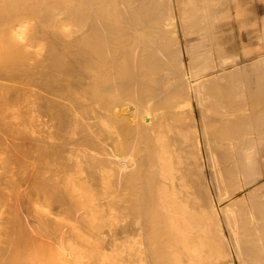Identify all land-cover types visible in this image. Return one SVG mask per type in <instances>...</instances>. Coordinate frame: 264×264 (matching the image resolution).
Wrapping results in <instances>:
<instances>
[{"label":"bare ground","instance_id":"1","mask_svg":"<svg viewBox=\"0 0 264 264\" xmlns=\"http://www.w3.org/2000/svg\"><path fill=\"white\" fill-rule=\"evenodd\" d=\"M36 100L58 142L33 147L72 184L99 185L74 191L108 205L87 225L100 239L118 224L109 252L58 244L41 197L86 215L64 186L34 182L17 206L5 109ZM262 108L264 0H0V264H264Z\"/></svg>","mask_w":264,"mask_h":264},{"label":"rangeland","instance_id":"2","mask_svg":"<svg viewBox=\"0 0 264 264\" xmlns=\"http://www.w3.org/2000/svg\"><path fill=\"white\" fill-rule=\"evenodd\" d=\"M38 101L40 102V100H36L35 102H36V104H34V106H32V107H34V108H32L33 110H27V109H25V108H23V106H24V103H21V104H19V105H10V106H7L6 107V109H5V113H10L9 115H8V117L10 118V120H13V121H11L12 123H14V125H10L9 127L7 126V128H6V131L9 129H11L9 132H6L5 131V134L4 135H2V136H4L5 137V140L7 141L6 143H5V145L7 144V146H8V144H9V142H10V144H11V148H9L10 147V144H9V146L8 147H5V148H7V151L3 154V156H6L7 157V159H9V158H11V160L9 159V161H8V163L9 164H12L13 165V167H12V165H9V166H11V171H10V176H14V174H15V176L12 178L13 180H14V185H16V187L15 188H17L18 187V189H16V193H17V196H19V197H21V198H19L18 197V199H16L18 202H17V206H21L22 207V210H24L23 208H24V205L28 202V200L31 198V197H33V195L31 194V192H32V188H29L30 190H26V189H28V187H32V184L34 185V182H37V181H39V180H44V181H46V182H49V184H48V186L50 185V186H55V187H57V188H59V187H63V188H65L66 189V192H68V193H66V195H67V198H68V200H69V202L71 201V202H74V203H76V204H78L77 206L78 207H80V209H81V211L80 212H82V214L81 215H85V217L84 218H82V217H80L81 218V220L79 219V220H77V221H73L74 219L72 218V217H70L69 215H65V214H63V210H62V208L59 206V203L58 202H52V201H50V203H49V201H47L46 199H45V197L43 196V197H41V199L39 200V203H38V206H39V208L42 210L43 208H45V209H43L42 211H49V215L48 216H44L43 215V217H42V219H44L45 221H47L48 219H50V218H52L51 216H52V212H55V214H58V215H55V218H56V221H57V224H58V226H59V228H61L60 230H65V232L63 233L62 231H60L59 232V234H58V236H57V238H58V244L59 243H67V244H70L71 246H73V247H75L76 246V248H78V249H83V247H79L78 245H80L79 243H81L82 245L83 244H86V243H88V242H93L92 240L93 239H95L94 240V242H96V240H99L98 242H99V244H100V247H99V249H101L102 248V246H104V247H106L105 249H106V251L107 252H109L108 251V246H110V245H108L109 243H111L112 241L113 242H115L114 244H116L117 242H118V240H117V237L116 236H118V235H115L116 233V229H117V227H118V224H117V226H116V224H115V226H113V229L114 230H112V231H110L109 232V234H106V236H105V232L103 233L104 234V236H102L103 234H101V236H100V239H97V237H99L98 235H97V231L96 230H91L90 229V226L88 227V225H87V223H89V222H87L88 220H90V218H91V210L90 209H94V207L96 206V208H98V209H102V210H100V212H103L104 210H105V213H107L106 214V216L108 215V212H109V210L107 211V209H108V205L107 206H104V204H100V205H96L95 203H93L94 201H93V199H91V200H89V199H87V198H85V196H83L84 194H85V192H87L86 190L88 189V190H90L91 192L92 191H94V190H96V189H99V188H97V187H99V185H97V187L95 186L96 184H92V187L94 188H92L91 186H90V182H92V181H88L87 183H85L84 185H82V186H84V187H81L80 188V186L78 185V184H76L75 185V183L74 184H72L71 183V181H69V179L71 178V177H69V176H71V175H66L67 173L66 172H70V174H72V172H73V175H74V171H71V170H64V171H66L65 173L64 172H59V169L57 168L58 167V165L56 164V161H54L55 159L54 158H49V159H52L51 160V162H47V161H50L48 158H46V157H44V156H41V157H39L38 155H37V153H36V151H35V149H34V145H36V143L39 141V139H44L45 141H47V142H58V139H56L54 136V130H53V128H55V125H53V123L54 122H52V121H54V120H52V121H50V114H47V112L49 113V111L47 110V109H44V108H42L41 106H40V104H38ZM9 104V103H8ZM8 104H1V105H8ZM39 105V106H38ZM36 108V109H35ZM10 109V110H9ZM38 109V110H37ZM43 109V110H42ZM38 111L37 113H36V111ZM39 110H41V112L39 111ZM12 111H15V112H12ZM32 111H34V112H32ZM42 111H45L44 113L42 112ZM27 112V113H26ZM14 115H13V114ZM33 113V115H31ZM15 114H17V115H19L20 117H22V115H25V117H22V118H24L23 120H24V123H26V124H28V126H32L31 128H34V129H32L33 130V132L31 131V133L32 134H30V132L28 131V130H26V127L24 128V126H22L23 124H22V120L20 119V120H18L19 121V125H17V124H15L17 121H16V119L14 120V119H12V118H14L13 116H17V115H15ZM35 115L36 116H38V115H41L42 116V118H40L41 116H38V118H39V120H38V118L37 117H35ZM46 116V117H45ZM50 118H49V117ZM129 115H127L126 117V121L125 122H128L129 123V121L131 120V118L132 117H128ZM5 117H6V119H5ZM5 117H3V118H1V120H0V123H4V121H5V123H9L10 121H9V119H7V116L5 115ZM29 117V118H28ZM37 118V119H36ZM45 118H46V120L47 121H49V123H46L47 121L45 120ZM2 119H4V121L2 120ZM27 119H28V122H27ZM33 119V120H32ZM36 121H35V120ZM41 119V120H40ZM26 121V122H25ZM38 121H41V122H39V123H41L40 125H39V123H38ZM46 121V122H45ZM30 122V123H29ZM36 122V123H35ZM52 122V123H51ZM46 124V127H43L45 124ZM38 124V125H37ZM47 124H48V126H47ZM55 124V123H54ZM36 125H37V129L39 130L40 128V130L41 131H43V129H45L44 130V132H46L47 134H45V133H42L41 131H38L37 129H36ZM53 125V126H52ZM17 126V127H16ZM21 128V130H20V132H17V131H15V130H17L18 128ZM40 127V128H39ZM51 127V128H50ZM13 128H15V129H13ZM48 128H50L51 130V132L49 131V129ZM18 130V131H19ZM22 130H24V131H22ZM26 131V132H25ZM37 131V132H36ZM22 132V133H21ZM23 132H25V133H23ZM53 132V136L51 135V136H49L50 135V133H52ZM7 133H11L12 134V136L10 135V134H7ZM41 134V135H39V134ZM25 134V135H24ZM37 134V135H36ZM42 134H45V135H47V136H43ZM36 136V137H35ZM78 135H74V138H76ZM20 137H23V139H21ZM29 137V138H28ZM49 137H51V138H49ZM11 138V139H10ZM19 138H20V140H19ZM27 139V140H25V139ZM33 138V139H32ZM2 139H4L3 137H2ZM15 139V140H14ZM32 141H31V140ZM4 140V141H5ZM9 140H11V141H9ZM3 141V140H2ZM17 142V144H16V142ZM31 141V142H30ZM14 143H15V145H14ZM24 143V144H23ZM29 143H30V145H29ZM27 144H28V146H27ZM4 145V144H3ZM4 145V146H5ZM14 145V146H13ZM32 145V146H31ZM17 146H18V149H17ZM34 146V147H33ZM15 147V149H13ZM21 147H24V149L23 148H21ZM26 147V148H25ZM31 147V148H30ZM8 148H9V150H8ZM19 148H20V151H19ZM29 148V149H28ZM33 148V149H32ZM27 149V150H26ZM10 150H15L14 151V153H13V151H11L10 152ZM23 150H25L26 151V153L24 152H21V151H23ZM30 150H31V152H30ZM34 150V151H33ZM28 152V153H27ZM33 152H35V153H33ZM18 153V154H17ZM22 153V154H21ZM12 154H14V155H12ZM19 154L21 155V157L19 156ZM27 156H26V155ZM31 154V155H30ZM36 154V155H35ZM8 155V156H7ZM19 156L20 158H22L23 157V159H25V161H23V159H21V160H19L18 158V161H21L22 163H20V162H18V161H15L16 159L14 158V157H16V156ZM11 156V157H10ZM17 156V157H18ZM38 156V157H37ZM28 157V158H27ZM34 159H33V158ZM41 158V159H40ZM14 159V160H13ZM27 159V160H26ZM37 159V160H36ZM43 159H45V160H43ZM14 161H15V163H14ZM11 162H13V163H11ZM24 162V163H23ZM35 162V163H34ZM37 162L39 163V164H37ZM51 163V164H46V163ZM29 163V164H28ZM56 165H55V164ZM18 164V165H17ZM21 164V167L19 166ZM33 164V165H32ZM39 166H37V165ZM49 166V167H47V166ZM51 165H53V167H55V168H53ZM16 166V167H15ZM25 166V167H24ZM24 167V168H23ZM14 168V169H13ZM16 168V169H15ZM30 168H31V170H30ZM46 168H48V169H46ZM50 168V169H49ZM26 169V170H25ZM38 169V170H37ZM43 169H45V170H43ZM13 170V171H12ZM18 170V171H17ZM51 170V171H50ZM24 171V172H23ZM29 171V172H28ZM34 171V172H33ZM45 171V172H44ZM47 171V172H46ZM12 172V173H11ZM53 172H55V173H53ZM59 172V173H58ZM14 173V174H13ZM23 173V174H22ZM36 173V174H35ZM38 173V174H37ZM43 173V174H42ZM47 173V174H46ZM52 174V175H49L48 176V174ZM57 173V174H56ZM26 174V175H25ZM32 174V175H31ZM42 174V175H41ZM59 174V175H58ZM75 174H76V172H75ZM16 175H18V176H16ZM31 175V176H30ZM44 175H46V176H44ZM54 175V176H53ZM62 175V176H61ZM63 175H66V176H63ZM72 175V176H73ZM26 176H28V178L26 177ZM43 176V177H42ZM31 177V178H30ZM36 177H38V178H36ZM48 177V178H47ZM55 177V178H54ZM66 178V179H63V178ZM69 177V178H68ZM27 178V179H26ZM34 178V179H33ZM42 178H44V179H42ZM48 180H47V179ZM57 178H60V179H58V181L56 182V179ZM18 179V180H17ZM24 179V180H23ZM63 179V180H62ZM20 180V181H19ZM25 180H28V181H25ZM50 180V181H49ZM64 181V183H66L67 184V186H66V184H64V183H62V182ZM66 181V182H65ZM23 182H25L26 183V185L24 186V184H23ZM29 182V183H28ZM19 183V184H18ZM56 183V184H55ZM70 183V184H69ZM89 183V184H88ZM71 185V186H69V185ZM58 185H60V186H58ZM73 185H75V186H73ZM71 188V190L73 189V191H71V190H69V187ZM76 186H78V188H80V189H82V190H77L78 188L76 187ZM23 187H24V189L27 191H23ZM67 187V188H66ZM74 187V188H73ZM90 187H91V189H90ZM84 189H85V191H84ZM22 190V192H20ZM72 192L73 194H75V196H76V192L77 191H79V193H81V192H83V193H81V194H83L82 195V197L81 198H78V199H80V200H77V196L75 197L73 194H71L70 192ZM74 190H77V191H74ZM89 191V192H90ZM21 193V194H20ZM27 195V196H26ZM70 195H72V196H70ZM16 196V195H15ZM70 197L73 199V200H75V201H73L72 199H70ZM22 199H24V200H22ZM86 200V201H85ZM87 200H89L88 201V203H87ZM12 200H10V203H12L11 202ZM84 201V202H83ZM102 202H104L103 200H101ZM45 202H47V203H45ZM81 202H83V204L81 203ZM80 203V204H79ZM85 203V204H84ZM87 203V204H86ZM19 204V205H18ZM50 204V205H49ZM23 205V206H22ZM81 205H83V206H81ZM106 205V204H105ZM44 206H46V207H44ZM100 206H102V207H100ZM113 207V206H112ZM85 208V209H84ZM107 208V209H106ZM49 209V210H48ZM51 209V210H50ZM58 209V210H57ZM84 211H83V210ZM115 209V208H114ZM22 210H20L21 211V213L23 212L24 213V211H22ZM59 211H61V212H59ZM90 213H89V212ZM114 211V210H113ZM79 212V213H80ZM84 212H86L85 214H84ZM115 212V211H114ZM89 213V214H88ZM87 214L89 215V218L88 217H86L87 216ZM63 215H65L64 217H63ZM101 215H103V213H101ZM27 216V215H26ZM68 216H69V219L70 218H72V219H68ZM46 219H45V218ZM60 217V218H59ZM28 218V219H27ZM30 218H31V216H27L26 217V221H28V220H30ZM32 220V219H31ZM67 220V221H66ZM62 221V222H61ZM66 222V223H65ZM101 222V221H100ZM62 224H65V225H62ZM44 225H46V222H45V224ZM106 226V225H105ZM90 229H88V228ZM103 228V229H102ZM106 228H108V227H106ZM105 227H101V230H103V231H107V229H106ZM68 231V232H67ZM95 231H96V233H95ZM113 231H114V233H113ZM61 232H62V234L63 235H61V238H59V235L61 234ZM106 233H108V231L106 232ZM114 234L113 236H112V234ZM82 234V235H81ZM87 234H91V236L90 235H87ZM95 235V236H94ZM97 235V236H96ZM107 235H109V236H107ZM111 235V236H110ZM86 236V237H85ZM83 237V238H82ZM89 237H91V239H89ZM111 238V240H110V238ZM80 238V239H79ZM84 238H86V239H84ZM93 238V239H92ZM104 238V239H103ZM113 238H114V240H113ZM103 239V240H102ZM107 239V240H106ZM109 239V240H108ZM116 239V240H115ZM60 240H62L63 242H60ZM77 240H79V242L77 241ZM81 240H85V241H81ZM90 240V241H89ZM81 241V242H80ZM88 241V242H87ZM75 242L76 243H78V245L77 244H75ZM93 242V243H94ZM107 243V244H104V243ZM104 244V245H103ZM82 245H80V246H82ZM84 246V245H83ZM85 248H86V245L84 246ZM112 247V246H111ZM95 258L93 257V260H94ZM93 260H91V261H93ZM63 261V260H62ZM62 263V262H61ZM70 264H76V262L75 261H71L70 262Z\"/></svg>","mask_w":264,"mask_h":264},{"label":"crops","instance_id":"3","mask_svg":"<svg viewBox=\"0 0 264 264\" xmlns=\"http://www.w3.org/2000/svg\"><path fill=\"white\" fill-rule=\"evenodd\" d=\"M258 106H259V105H258ZM254 108L256 109V107H253V108H251V113H252V112H253V113H254V112L256 113V112L258 111V108H260V109H261V107H260V106H259V107H258L256 110H255ZM252 109H253V110H252ZM260 109H259V110H260ZM263 109H264V108H262V110H260V111H261V113H262V111H264ZM257 114H258V113H257ZM263 114H264V112L262 113V115H263ZM262 115H260V116H262ZM258 117H259V116H258ZM262 117H263V116H262ZM261 119H262V118H261ZM263 220H264V219H262V220H259V222H264ZM253 262H254V261H253ZM250 263H252V262H250ZM253 264H255V263H253Z\"/></svg>","mask_w":264,"mask_h":264}]
</instances>
